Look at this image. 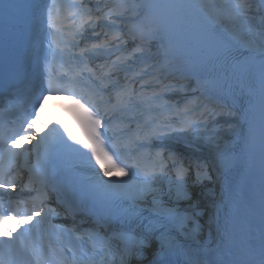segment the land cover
<instances>
[{
    "label": "snow or ice",
    "instance_id": "6c2138e0",
    "mask_svg": "<svg viewBox=\"0 0 264 264\" xmlns=\"http://www.w3.org/2000/svg\"><path fill=\"white\" fill-rule=\"evenodd\" d=\"M90 4L91 0H79L65 6L77 9L73 18L86 17L79 25L56 14L55 2L48 7L47 29L53 37L49 48L55 35L64 31L65 20L75 29L69 35L79 34L81 39L106 36L96 29L112 28L119 20L126 29L123 35L136 46L117 57L110 69L119 70L124 61L144 63L158 57L146 67L170 69L178 76L169 84L157 78L156 90L144 95L147 85L138 74L141 91L125 84L114 97L105 99L103 93L116 84L104 83L107 72L93 74L94 87L89 93L75 87L83 69L63 75L48 72L41 92L67 91L68 99L79 97L74 103L87 137L81 139L70 129L66 132L69 139L90 151V157L83 155L91 175L86 182L71 174L53 182L58 175L54 166L58 147L66 143L62 137L29 134L37 121L27 115L11 134L0 126V208L5 196L17 192L20 181L13 174V164L21 153L14 152L13 146H20L25 138L32 143L36 162L20 191H36L39 201L31 214L0 217V236L4 237L0 239V264H41L45 260L48 264H264V0H114L113 7L95 17ZM95 11L101 12L102 7ZM10 23L15 28L19 21ZM86 26H90L91 37L86 35ZM120 35L82 49L80 59L88 53L91 58L107 57L112 41H117L116 50L124 48L126 41ZM14 74L10 66L5 69L0 57V85ZM179 93L189 97L185 107L165 115L169 105L160 101ZM237 100H246L242 114L235 108ZM37 102L43 106L38 99L33 104ZM117 113L129 119L126 127L131 132L119 147L106 134ZM133 122L135 130L131 129ZM224 132H234L235 139L225 140ZM257 135L261 156L258 204L245 196L240 182L242 170L250 166L246 153ZM166 139L182 142L193 153L207 148V156L185 157L172 150L165 158L163 151H140ZM125 150L127 159L122 156ZM118 165H123L120 171L127 179L108 177L109 169ZM37 181L40 189L33 187ZM206 181L220 184L219 198L214 189L194 194L193 189H204ZM50 192L55 193L63 212L49 207ZM77 216L83 218L77 220ZM53 218L72 224L57 225ZM85 223L90 227L84 228ZM26 235L41 236L47 243L39 245L33 239L26 249ZM26 253L32 258L26 260Z\"/></svg>",
    "mask_w": 264,
    "mask_h": 264
},
{
    "label": "bare ground",
    "instance_id": "6f19581e",
    "mask_svg": "<svg viewBox=\"0 0 264 264\" xmlns=\"http://www.w3.org/2000/svg\"><path fill=\"white\" fill-rule=\"evenodd\" d=\"M91 2L95 3V4H98L102 7V11L100 12V15L102 16L104 14V12L108 9V8H111L110 6H108L106 3L107 1L105 0H91ZM255 7V5H254ZM117 24L118 25H123V23H121L119 20L117 21ZM157 57H154L153 60H148L147 64L150 65H153L154 61H156ZM132 63H139V59H133L131 60ZM153 67H148L146 69V73L149 74V72L152 70ZM154 71V70H152ZM236 110L238 112V114H242L244 112V109L241 107V106H237L236 107ZM242 117V116H241ZM239 130V127L237 128L236 131ZM222 135L224 136L225 140H233L235 139V133L234 132H224L222 133ZM176 148H178V151H176L178 154H181L185 157H188V156H192L193 158H196V157H200V158H203V157H206L207 156V148H204L203 150L201 151H196V152H192L190 149H187L184 147L183 143L182 142H176ZM219 188H220V184L219 183H210V182H205V188L202 189V188H199L198 187V192L196 194H199L201 191H204L206 189H214L215 190V195L216 197L219 196L220 194V191H219ZM133 264H135V261H133Z\"/></svg>",
    "mask_w": 264,
    "mask_h": 264
}]
</instances>
